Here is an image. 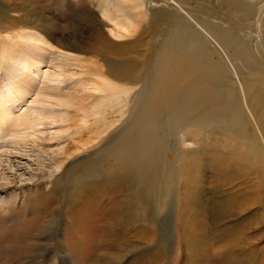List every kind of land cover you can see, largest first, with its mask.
I'll list each match as a JSON object with an SVG mask.
<instances>
[{
    "label": "rangeland",
    "instance_id": "374dc122",
    "mask_svg": "<svg viewBox=\"0 0 264 264\" xmlns=\"http://www.w3.org/2000/svg\"><path fill=\"white\" fill-rule=\"evenodd\" d=\"M103 1L0 0V87L5 69L9 73L20 70L30 50L42 54L39 64L29 70L34 76L31 90L14 101L8 120L0 124V264H226L224 251L211 245L223 225H240L245 217L218 213L223 197L214 188V170L226 153V130L183 123L186 141L182 149L176 147L181 157L172 149L165 156L171 162L168 180L172 188L179 169L185 170L186 181L180 198L171 196L159 211L125 174L121 193L107 160L94 154L118 128L98 145L78 151L74 144L80 145L94 134L76 127V114L81 113L76 108L83 100L76 99L71 105L43 100L36 92L46 83L47 73H60L59 85L64 91L73 87L80 91L96 78L91 66L125 71L122 63L139 67L142 73L134 79L137 85L131 86L135 91L144 85V69L160 44L176 29L198 35L199 23L204 22L205 27L216 30L230 27L231 32L254 43L252 19L239 18V9L223 0H138L139 9L126 10L134 13L135 31L124 33L120 28L123 33L114 34L111 28L119 22L121 11L103 10ZM243 2L258 10L264 0ZM146 6L152 10L143 9ZM122 19V23L129 22L126 15ZM216 52L218 63L228 60ZM123 84L130 82L124 80ZM41 110L48 113L46 118L28 136L20 135L23 131L14 128V120L20 115L36 116ZM169 140L174 141L171 136ZM68 152L72 155L66 158ZM60 160L63 163L56 168ZM90 164L94 171L86 172ZM77 174L80 177L74 181ZM165 176H158L159 186L160 182L165 185ZM87 190L93 193L82 194ZM160 190L158 197L164 200ZM117 194L124 195V203L130 202L119 213L115 211ZM259 229L248 234L254 236ZM199 231V238L192 235ZM254 244L262 247L264 235Z\"/></svg>",
    "mask_w": 264,
    "mask_h": 264
},
{
    "label": "bare ground",
    "instance_id": "6f19581e",
    "mask_svg": "<svg viewBox=\"0 0 264 264\" xmlns=\"http://www.w3.org/2000/svg\"><path fill=\"white\" fill-rule=\"evenodd\" d=\"M223 1L229 7L239 9V18L252 19L250 32L256 34L254 43L251 39L243 40L231 32L230 27H218L216 30L215 27H205L201 22L198 35L197 32L176 29V33L160 44L150 66L144 69V85L135 91L131 86L137 85L138 80L134 79H139L138 75L142 73L139 67L122 63L125 71L109 72V68L91 66L96 78L80 91L75 87L64 91L59 85L62 81L60 73H47L44 76L46 83L36 93L43 100H63L60 102L71 105L78 102L76 99L83 100L84 103L76 108L78 113L81 112L76 114L79 122L76 127L94 134L80 145L74 144L78 151L98 145L113 128H118L94 154L107 160V169L118 177L113 182L121 193L125 174L142 188L145 197L151 199L159 211L171 196L180 198L181 185L183 187V181H186L185 170L179 169L176 187L172 188V182L168 180L171 162L165 156L167 150L172 149L177 158L181 157L177 149H182L186 141L183 123L195 122L193 126L199 129L210 126L226 130L223 134L224 139L227 137L223 141L226 153L219 157L214 170V188L223 197L218 213L234 218L235 215L245 217L240 225H223L211 248L214 245V248L224 251L226 264H264V245L260 248L254 246L255 240L264 235V225L260 226L264 223V2L254 10L243 0ZM140 6L138 0H104L101 4L103 10L121 11L117 16L120 17L119 22L111 28L114 34H122L120 28L124 33L135 31L134 13L126 10H136ZM151 8L143 7L145 10ZM124 15L129 22L122 23ZM216 50L231 62L218 63ZM64 53L65 57L69 56ZM41 59L39 51L30 50L25 54L24 66L20 70L9 73L5 69L4 82L0 87V124L8 120L14 101L31 90L33 85L30 82L34 76L29 74V70L36 67ZM124 80L130 84H123ZM47 114L41 110L36 116L20 115L13 122L14 128L20 127L23 131L20 135L28 136ZM169 135L173 142H170ZM109 142L112 143L107 145ZM68 150L70 147L65 151ZM70 155L68 152L66 158ZM62 163L60 160L56 168ZM93 171V164H90L86 172ZM119 171L122 178L117 174ZM163 173L166 174V182L162 187L157 178ZM79 177L77 174L73 180ZM160 187L164 200L158 197ZM92 191H83L82 194ZM147 191L151 196L145 194ZM116 197L115 211H125L128 207L126 202H130L124 203L123 194ZM255 229L259 232L254 236L248 234ZM192 235L199 238L201 233Z\"/></svg>",
    "mask_w": 264,
    "mask_h": 264
}]
</instances>
